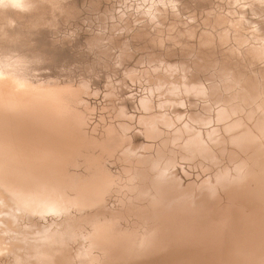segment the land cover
Here are the masks:
<instances>
[{
  "label": "bare ground",
  "instance_id": "1",
  "mask_svg": "<svg viewBox=\"0 0 264 264\" xmlns=\"http://www.w3.org/2000/svg\"><path fill=\"white\" fill-rule=\"evenodd\" d=\"M15 3L22 5L23 0H15ZM157 12L158 10L155 13ZM149 13L151 15L152 12ZM160 16L158 13L150 17L156 20ZM224 17L220 15L215 18L217 25L224 24L225 27L227 23L229 26L231 25L236 36L238 49L246 46L248 41L245 42V38H237L244 29L242 21L238 19L228 22L226 20L229 19ZM231 28L229 27V31L226 28H223L224 30L222 29L221 32L219 31L221 38H224V44H228L227 42L230 40L228 35H230ZM206 38L212 39L211 34L201 37L202 44H211L212 41H208ZM255 39L257 40L256 42H251L252 44L247 45L249 52L257 60L264 61V40ZM153 72L152 75L149 73V82H151L152 87L150 89L151 96L142 99V106L147 114L143 115L144 117L142 116L138 122L147 138L160 139L155 140L156 143L160 141V144L158 143L159 146L157 145L153 151H151L153 149L150 148L152 147L151 145L146 148L149 150L150 156H145L138 153V151L132 150L129 142L131 139L129 136V139L126 137L128 135L127 131L131 127L125 122L117 123V127L107 125L108 128L111 126L110 130L107 127L103 130L109 133L114 131L116 135H112V137L115 136L117 137L115 138L116 140L118 138L122 140V142L120 139L118 141L119 143L121 142L118 146L120 149L116 146L117 149L114 148L113 150H118L117 153H120V156L118 155L119 158L116 157V160L123 159L124 162H129V164L132 162L131 169L133 172H131V169L129 170L131 174L128 172L130 167L128 166L126 170L123 169L125 175L121 173V175L125 176L127 182L122 179L124 183L121 182L122 184H120L121 176L119 174L120 177L118 178L120 179H114L119 183L113 180L115 186H118L117 184L120 186L124 185L120 188L119 193L121 194L130 186L128 190L133 191L131 196L138 193L136 197L148 204V206L145 204L146 207L141 206V208H145L144 211L146 210V213L144 212L145 215L151 213L153 209L152 214L156 209V212L159 210L161 213L165 210L169 212L168 210L171 208L175 210L177 208L180 216L177 219V216L174 215L175 219L166 220L164 225L157 224L159 226L156 227L149 221L154 228L150 230L145 228V232L142 229L140 233L143 234L139 233V237L137 234L139 227L140 229L143 228L144 225L142 227V224L148 222L145 223L144 221L140 224L141 226L137 225L139 222V216H137L135 219L138 220L135 223L138 231L136 228L134 231V226L131 225L133 220L130 219L132 216L134 218L136 215L141 216L143 214L141 219L145 220L147 216L144 215L143 211L138 214L140 210L136 208L138 212L134 215L135 210L132 211L133 207H135L134 202L137 203L139 200L134 198L135 195L133 196L135 201L130 198L128 194L130 191L127 190L125 194L122 193V197L119 194L120 200L124 196L126 201L125 206L124 203L121 204L122 207L124 206L123 211L122 208L117 211L123 214L126 206H130L133 203L132 205L134 206L129 207L130 209L132 208L130 217L127 218L128 215H125V213L126 219L122 215L125 221H121L125 222L124 225L127 224L128 228L131 225L133 228H130L134 231L132 233H135V236L137 235L136 237L139 238L136 239L132 234L135 240H132V236V239L129 238V240L127 235L128 233L131 235V232L123 231L122 233L124 234L122 235L126 237L121 238V243L119 240V243L115 244L113 242V245H111L113 238L118 234V231L116 230V234L114 233L115 231H112V226L114 228L115 223L112 222L114 225L111 226V221L113 220H110L111 217L109 215L110 224L105 223V225H110L107 228L109 230L112 229V232L108 231L110 233L107 234L108 229L101 226V224L95 223L94 217L93 222L95 225L93 224L92 231L84 234L81 225L87 223V221L80 225V223H77L79 219L76 221V218L74 219L69 212L70 209L76 207V212L78 214L81 212L79 215L82 214L84 216L87 213L82 211L88 209L86 211L88 212L97 203V207H94L101 208L99 211L102 212L99 215L101 217L100 220L98 219L100 217L96 214L99 222L103 221L102 218L106 217V213L109 212V210L107 212L103 211L106 205L104 207L98 205L99 199L102 198V196L100 197L101 191L103 189L105 191L108 186L104 182H107L109 177L106 176L109 175H102L104 179L106 177L105 180L103 179L104 185L95 191L86 192L85 188L82 187L79 190L76 189L73 195H68L71 193H68L69 186L75 184L77 179L72 178L73 176L69 177L68 171L66 172L68 170L66 169V163H69L68 159H70L71 141L75 135L74 124L76 122L70 120L69 116L67 118L65 113H67L68 107L71 105V107H77V104L81 106L83 89L73 86H30L28 83L27 85L25 82H21L10 75L0 73V264H95L93 252H95L94 250L97 251L96 246L98 248L103 242H106L107 235H111V233H114L115 236L114 234V237L112 235L111 238L108 236V239H110L109 243H104L107 248L98 251H104V255L107 258H111L112 264H147L155 256L162 253L168 254L171 250L170 247L175 244H179L181 250L177 251L178 254L176 253L174 258L171 259L174 260L173 262L164 264H264V92L255 99L248 95V91L236 92V96H233L228 102L217 103L215 119L211 118L210 120H203L194 124L192 122H182L183 124L175 129L177 124L171 116L167 115V110L181 105L184 102V98L187 97L206 99L208 89L200 84L189 85L185 75L178 68L169 65L163 68H154ZM153 93L154 96L156 94L161 99L158 103L157 112L150 108L152 104L150 99H153ZM71 107L70 110L77 114V110ZM66 108L67 110L64 112ZM81 109L90 118L88 108H79L81 117L78 114L77 116L81 119L86 117V114L81 112ZM114 112L117 115H115L116 119L125 116L117 108ZM87 117L82 119L83 121L88 120L85 123L89 122ZM70 118L74 119L71 116ZM176 121L178 123L183 121V119H177ZM77 122L79 125V121ZM80 125L84 126V124ZM77 127L79 131H81L80 128H83L81 126ZM203 128L211 129L205 132ZM83 131L85 132V130ZM166 133V137H163ZM101 134L99 138L103 139L101 137L105 136L106 140L107 136ZM95 135L97 137L96 132ZM91 136L93 135L90 133ZM112 137H107V139L109 138L107 142L109 140L113 141ZM99 138L95 139L98 140ZM125 138L129 140V143ZM81 139L84 141V139L88 140L89 137L88 139L85 137ZM77 140H79V137ZM151 141L153 142L154 139ZM107 142L105 141L106 144ZM118 142L115 143L113 141L112 146L107 145V147L113 149L115 144H119ZM84 145L87 144L84 143ZM113 151L109 152L113 155ZM74 152V154L77 153L76 151ZM79 152L81 153V151ZM115 153L111 157H115L117 154ZM98 154L96 153V155ZM105 156L103 154L101 157ZM97 159L95 158L96 164L102 158ZM89 160H91V157ZM105 160L108 161L110 159L108 157ZM136 160L138 164L135 163ZM102 161L104 160L102 159ZM118 161L120 163L122 160ZM80 162L77 164H81ZM124 162L122 161L121 163ZM126 162L125 166L128 164ZM179 162L199 165L206 174L205 179L201 182L190 183L187 187H184L173 173V169ZM106 163L105 161L104 166ZM133 163L135 167L139 168H133ZM98 165H101V163ZM104 166L102 167L103 169L106 168ZM122 166L124 167V164ZM88 167V170L96 168V166L90 168V164ZM82 169L79 170L82 171ZM97 169L101 172L98 166ZM134 169H136L135 172ZM98 170L95 171L98 172ZM104 171L103 173L105 174L106 172L107 174L110 173L107 168L106 172ZM75 172L77 175L78 170ZM84 175L87 177L88 174ZM84 175L83 178L85 177ZM91 176L93 177V175ZM112 176H110L111 179L108 182L110 180L112 182ZM90 180H94V177ZM97 180L100 182L99 179ZM103 180L101 178V181ZM112 184L109 186L113 189L114 186ZM123 188L126 189L124 190ZM114 189L117 190L116 188ZM113 192L109 193L108 191L111 196ZM127 194L129 196L128 200L132 199L129 201V203L132 202L131 204H126L128 202ZM103 204H107V202ZM141 204H138V206ZM94 207L92 210L95 209ZM77 208L78 210H83L77 211ZM148 208L150 209L149 212H147ZM73 211L75 210L71 212L73 213ZM94 211H98V209ZM125 211L129 210L126 208ZM170 211L174 210L171 209ZM89 212L88 215L91 214ZM110 212L109 214L112 216L117 214L115 211L113 215L114 210L112 213ZM75 213H73L74 216H76ZM131 213H133L132 216ZM156 214L159 217V212ZM48 215L55 217L63 215L65 219L53 225L52 223L51 225H43L40 220L45 219ZM79 215L77 218H79ZM156 216H154L155 220ZM53 219L55 220V218ZM113 219L116 221L115 218ZM117 219L119 220V218ZM127 220H130L131 223H126ZM161 221L163 222V220ZM105 222H108V220ZM153 223H155L154 220ZM156 223H159L158 218ZM149 225H146V227L148 228ZM118 227H120V224ZM84 228L89 229L86 224ZM188 232L191 235H184L186 233L189 234ZM182 233L186 240H183ZM129 235L128 237H130ZM205 235H216V238L213 236L216 239L214 246L209 247L205 241V243L203 242V236ZM118 238L119 236H116V239ZM181 238L183 240L182 243H185L184 245L180 244ZM122 239L125 240L123 241ZM74 245L77 246L74 247ZM211 248L214 249L212 250ZM168 257L170 256L168 255ZM106 261L109 262V259Z\"/></svg>",
  "mask_w": 264,
  "mask_h": 264
},
{
  "label": "rangeland",
  "instance_id": "2",
  "mask_svg": "<svg viewBox=\"0 0 264 264\" xmlns=\"http://www.w3.org/2000/svg\"><path fill=\"white\" fill-rule=\"evenodd\" d=\"M157 10L158 12L155 13ZM149 12L154 13L153 15L159 13L161 16L154 20L151 18L153 17L152 13L149 15ZM220 15L228 18L229 20H226L228 22L230 20L235 21L238 19L242 21L244 29L237 38H245V42L248 41L247 45L252 44L251 42H256L257 40L255 38L264 40V0H23V4L20 5V7H0V73L10 75L21 82H25V84L28 83L30 86H73L83 89L84 93L82 94L81 103V106L83 107L79 106V104H77V107L88 108L90 118L87 117L88 114L85 113L83 109H81V112L86 114L85 116L89 119V122L85 123L88 120H82L86 117L82 119L80 118L81 114L79 108L77 109L75 106H70L72 109L74 108L77 110L76 112L78 115L80 114V117L77 116L74 111L70 110V107H68V110L67 108L64 109V112L67 110L68 113V115L65 113V116L67 118L69 116V119L77 124L75 125L72 123L75 127L74 131L76 136L74 135L71 141L72 148L69 156L70 159H68L69 163H66V169H68L66 172L68 171L67 174L69 173L68 176H73L72 178L77 179L75 180V184L69 186L68 193H71L68 195H73L76 189L79 190L82 187L85 188L86 192L95 191L99 187H102L104 183H107L108 186L105 188V191L107 192L103 189V192L101 191L100 193V197L102 196V198H104L105 196V201L102 198L103 201L99 199V202L101 203L102 201V203L100 204L98 202V205L102 207L106 205L103 208L104 212H107L108 210L110 212L111 210L110 213H112L114 210L113 215L115 214V211L117 214L119 213L117 211L118 209L122 208L123 211L126 199L123 196L121 201L120 196L122 193L125 194L130 186L127 187V190H125L126 188H123L125 191L120 194V188L124 185L120 186L117 184L118 186H115L114 183L120 178V184L123 182L122 179H125L124 182H127L125 176L121 175V173L124 174V170L130 166L128 172L131 174V172H133L131 169L132 162L129 164V162L125 161L129 164L125 166L123 159L118 160H122L124 163H121L122 161L119 163V161L116 160V157L119 158L120 153H117L118 150H113L116 146L118 148L122 140L120 138L116 140L115 138L117 137H112V135H116V133H114V131H110V133L104 131V128H106L107 125L117 127V123L125 122L131 127V129L129 128L130 130L127 131L128 135H126V137H130L131 141L128 140L129 137L128 139H125L127 142H130L132 150L138 151V153L145 156H150V153L148 152L149 150L146 148L151 145L152 147L150 148H153L151 151L156 149L158 143L160 144V141L156 143L155 138H153V142L151 141L153 140L151 137L147 138L138 122L143 115L145 116L147 114L142 106V99L151 96L150 89L152 87L150 84L151 82H149V73L152 75L154 73V68H163L168 65L178 68L187 78L189 85L200 84L208 89L206 99L187 97L184 98V102L181 105L174 106L167 110V115L171 116L177 124L175 125V129L180 127L183 124L182 122H192V124H194L199 121L210 120L211 118L215 119L217 103L228 102L233 96H236V92L248 91V95L254 99L264 92V61H259L254 58L249 52L247 45L238 49V44L235 39L236 36L234 35V30L231 28V25L229 26L227 22V24L225 23L226 27L224 24L219 25L220 28L217 25L215 18ZM229 27L231 28L229 32L230 35H228L230 40L227 42L228 44H224V38L222 39L221 34L219 33L223 28H226V30L229 31ZM207 34H211L212 36V39L206 38L208 41H212L209 45L202 44L201 41V37ZM159 98L158 95L155 94L154 96L153 93V99H150L152 103L150 108L153 111L155 110L157 112L158 103L161 101ZM113 108L121 110L125 116L123 118H118V116V119H116V114L114 112L115 109L113 111ZM70 116L74 119H71ZM177 119H183V121L177 123ZM118 120L120 121L117 122ZM77 121H79V125ZM80 124H84V126ZM77 126L83 127L82 129L80 128L81 131L78 130ZM111 126L109 128L107 127L108 130H110ZM210 129L211 128H203L205 132ZM83 130H85V132ZM95 132L97 137H95ZM90 133L93 136L90 137ZM101 133L107 137H112L115 143L118 142L119 139L121 142H118V145L115 144V147L113 146V149H110L107 145L112 146L111 144H113V141L109 140L110 143L107 142L109 138L107 139L106 137L105 140L104 136L101 137L104 139L103 142V139L99 138ZM166 135L167 133L163 137H166ZM78 137L79 140H77ZM83 137L87 139L89 137V139H84L83 141V139H81ZM95 138H99L101 141ZM84 143L87 145H84ZM118 149H120V147ZM91 150L95 152L93 153ZM74 151L78 154H74ZM79 151H81L82 154L84 152V154L82 155ZM109 151H113V155ZM96 153L99 154L96 155ZM114 153L116 154L115 157H111L114 156ZM103 154L106 156L101 157ZM90 157L91 160H89ZM94 157L96 159L102 158L104 161L101 159L100 161H97L98 163L96 164ZM108 157L111 161L105 160V158L108 159ZM92 160L95 161L93 162ZM78 161H81V164H84L85 161V164L80 166L81 164H77L79 163ZM105 161L107 163L104 166ZM99 162L101 165H98L100 164ZM136 162L137 160L135 163ZM71 164H73V167ZM89 164L90 168H93L94 166H96V168L94 167V170H88ZM102 164L110 173L107 174L106 168L103 169ZM121 164H124V167ZM97 166L100 168L101 172L97 169ZM81 168H83L82 171H80ZM133 168L138 169L139 167L134 166ZM130 169L132 170L131 172L129 171ZM136 169H134V172ZM77 170L79 175H76L75 171ZM84 170H86V173ZM95 170H98V172ZM103 171L106 172V174L103 173ZM173 173L181 181L184 187H187L190 183L201 182L206 177V174L199 165L188 164V162H179L173 169ZM84 174H88L87 177ZM100 174L101 177L99 178ZM83 175L86 178H83ZM91 175H93L94 180H90L93 178ZM102 175H109L106 176L109 177V179H111L110 176L113 175L112 182L115 178H120L114 180L115 182L112 184L111 180L108 182L109 179H107V182H104L106 177L104 179ZM101 178L104 180L101 181ZM97 179L100 180L102 185ZM109 183L114 186L113 189L116 188L117 190H113L109 186L111 185ZM109 187L112 189L111 191H114L112 196L109 195L111 192ZM131 190L133 189L131 188ZM105 194L107 196L109 195V198ZM128 194L133 200L134 198L138 199V197H136L138 193L134 194V198V195L131 196L133 191H130ZM128 194L126 195L127 200L129 199ZM123 199L125 200L123 201ZM130 200H128L126 204H131L132 202L129 203ZM104 202H107V204H103ZM122 203H124L123 207L121 205ZM134 204L135 207H133L134 205H127L126 208L129 211L126 212L125 208L123 214L122 212H120L121 215L120 213L118 214L119 217L117 214H115L114 216L116 217H114L110 215L109 212L106 213L107 216L109 215L111 217L108 216V222H105L107 221V216H104V218H102L103 221L101 220L99 222L101 219L99 215L102 214V212L99 211L101 208L94 207H97V203L93 207L96 210L98 209V211H94L95 209L92 210L93 207L89 210L90 212H96H91L92 215L89 211L90 215H88V212H86L88 209H85V211L82 212L87 213V215L85 214L83 216L81 214L84 217L83 218L79 215L81 212H79V214L76 212V207L70 209L69 212L71 214H69L73 216L74 219L76 218V221L79 219L77 223H80V225L87 221V223L81 225L84 234L92 231L94 222L107 228L110 225L106 226L105 223L110 224L109 218L110 220H113L111 221V226L114 225L112 224L113 222L115 223V227L113 228L112 226L113 230H111L113 232L115 231V234L118 231L116 236H119V238L116 239L115 234L111 233L112 237L115 236L113 239H116V241L113 239V241L111 240V245H113V242L115 244L119 243L118 240L121 243V238L126 237L125 235H122L124 234L122 233L123 231L131 232V235L127 232L130 236L128 237L127 235V238L132 239L133 235L135 236V233H132L133 230L131 228L133 227H131V225L134 226V231L136 229L138 231V228L136 227L138 224L140 225L144 221L145 223L148 222L142 224V227L143 225L144 227L141 229L138 226L139 231L137 234L139 236L142 229H144L143 232H145V228L150 230L154 228V225L155 227L159 226L157 224L164 225L166 220L175 219L174 215L177 216H175L177 219L178 216H180L177 208L176 210L171 208L174 211H170L171 209H169V212H166L167 210H165L160 213L158 210L160 215L157 217L156 213L158 212H156V209L155 212H153V214H155L154 216L159 219V223H156L157 218L155 220L152 214L154 209L151 213L145 215L146 210L144 211L145 208L143 207L148 206V204L143 202L142 199L141 201H137V203L134 202ZM138 204H141L139 205L140 207ZM141 206L143 207L141 208ZM129 207H133V209L131 208L132 211L135 210L134 215H136L135 213L138 212L136 209H138L140 210L138 214H141L143 211V213L145 212L144 215L147 216L145 220H142L141 217L143 214L141 216L136 215L133 218V213H131L133 219L131 218L130 220H133L131 221L132 223L130 220H127L129 222L126 221V223H131V228L129 227L130 229L127 227V224H125L126 226L124 225L125 222L123 223V221H121H125V215H128L127 218L130 217L131 209ZM72 210H75L73 213L76 212V216L71 212ZM80 210L83 209L78 210L77 208V211ZM149 211L150 209L148 208L147 212ZM96 214L100 217L98 218L99 220L97 219ZM63 215L56 217L48 215L45 219H41L40 222L43 225H51V223L53 225L54 223L65 219V216L63 217ZM78 215L79 218H77ZM122 215L125 219L122 218ZM137 216H139L138 219L141 223L138 222L136 225L135 222L138 219L135 218ZM94 217L97 222L94 221ZM53 218H55V220L57 218V220L55 221ZM113 218H115L116 221H114ZM117 218H119V220ZM153 220L156 224L153 223ZM161 220H163V222ZM89 221L94 222L90 223ZM116 223L118 225L120 224V227L122 226L121 229ZM85 224L90 230L84 228ZM148 224H150L148 227L149 229L146 227ZM124 226L125 228H123ZM111 230L108 229L107 234H109L110 232L108 231ZM191 233H186L184 235H191ZM111 235H107V241L103 242V244L98 247L99 249L96 246L97 251L94 250L95 252H93L94 257L96 258H94L95 264H100V262L101 264H112V261H110L111 258H107V256L104 255V251H100L102 252L101 254H99L100 252L98 251L107 248L104 243H109L108 241L110 239H108V236L111 238ZM184 235L182 233V238L183 240H186ZM213 236L216 238V235L203 236V242L205 241L206 245L209 247L214 246L215 244L216 239H214ZM139 237H136V239ZM206 237L210 239H207ZM182 238L180 244L184 245L185 243H182ZM191 239L193 238L191 237ZM122 240L124 241L125 239ZM132 240H135L134 237ZM76 246L74 245V247ZM170 249L171 250L168 254L162 253L155 256V258L150 259L151 261H149L151 264L173 262L174 260L171 259L174 258L177 251L181 250V247L179 244H175L174 246L172 245ZM211 249L213 250L214 248ZM168 255L170 257H168ZM108 259L109 262L106 261ZM96 260H98L97 263ZM150 262L147 264H150Z\"/></svg>",
  "mask_w": 264,
  "mask_h": 264
},
{
  "label": "clouds",
  "instance_id": "3",
  "mask_svg": "<svg viewBox=\"0 0 264 264\" xmlns=\"http://www.w3.org/2000/svg\"><path fill=\"white\" fill-rule=\"evenodd\" d=\"M20 7L18 3H15V0H0V7Z\"/></svg>",
  "mask_w": 264,
  "mask_h": 264
}]
</instances>
